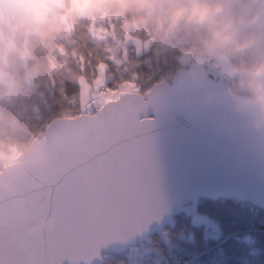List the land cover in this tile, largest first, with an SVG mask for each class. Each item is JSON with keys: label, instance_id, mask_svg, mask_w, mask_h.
I'll use <instances>...</instances> for the list:
<instances>
[{"label": "snow or ice", "instance_id": "snow-or-ice-1", "mask_svg": "<svg viewBox=\"0 0 264 264\" xmlns=\"http://www.w3.org/2000/svg\"><path fill=\"white\" fill-rule=\"evenodd\" d=\"M129 42L144 48L110 17L69 36L65 63L80 75L60 89L66 107L47 125L59 140L42 159L0 175V264L90 260L101 244L138 230L161 211L136 74L113 83L108 72L109 61L125 64ZM41 218L50 223L32 227Z\"/></svg>", "mask_w": 264, "mask_h": 264}, {"label": "clouds", "instance_id": "clouds-1", "mask_svg": "<svg viewBox=\"0 0 264 264\" xmlns=\"http://www.w3.org/2000/svg\"><path fill=\"white\" fill-rule=\"evenodd\" d=\"M107 13L156 45L178 48L190 74L193 66L217 68L235 108L257 133L253 146L264 151V0H0V98L27 95L35 78L49 70L36 54L38 42L55 43L61 32ZM0 115L6 127L21 126L7 110ZM26 145L0 135V169L39 160L28 153L16 158Z\"/></svg>", "mask_w": 264, "mask_h": 264}, {"label": "water", "instance_id": "water-1", "mask_svg": "<svg viewBox=\"0 0 264 264\" xmlns=\"http://www.w3.org/2000/svg\"><path fill=\"white\" fill-rule=\"evenodd\" d=\"M187 69L177 71L169 83H155L140 94L139 117L153 139L161 211L138 230L101 244L98 255L90 260L80 259L76 264H101L102 254L125 251L166 226L182 205L199 197L247 201L264 209V151L253 146L257 133L246 125L247 115L235 108L226 82L213 80L204 66H194V75ZM53 140L59 137L46 127L21 159L26 153L42 159ZM29 164L2 169L0 175ZM44 220L49 219L41 218L32 227H42ZM63 264L74 262L66 259Z\"/></svg>", "mask_w": 264, "mask_h": 264}, {"label": "trees", "instance_id": "trees-1", "mask_svg": "<svg viewBox=\"0 0 264 264\" xmlns=\"http://www.w3.org/2000/svg\"><path fill=\"white\" fill-rule=\"evenodd\" d=\"M103 17H110L122 33H130L140 40L149 38L144 33L130 30L120 16L107 13L84 19L72 29L61 32L55 43L38 42L36 54L46 60L49 70L35 78L27 95L0 98V110L10 112L21 125L6 127L0 115V135L26 140L28 145L49 120L66 107L60 89L80 75L74 66L65 63L64 51L69 36L77 33L81 25ZM127 48L123 66L108 62L113 81L132 79L135 73V82L142 84L145 91L155 82L169 81L179 69L173 61L181 55L176 47H163L152 42L147 51L138 54L128 45ZM257 54L261 53L258 51ZM117 55L123 58V49ZM194 216L212 219L217 223L216 230L209 232L205 225L195 226ZM102 258L103 264H264V210L232 199L199 198L181 208L167 226L135 247L124 253H107Z\"/></svg>", "mask_w": 264, "mask_h": 264}, {"label": "rangeland", "instance_id": "rangeland-1", "mask_svg": "<svg viewBox=\"0 0 264 264\" xmlns=\"http://www.w3.org/2000/svg\"><path fill=\"white\" fill-rule=\"evenodd\" d=\"M134 36V35H133ZM143 42V44H144V48H142L140 51H137V49H136V45L133 43V42H129L127 45L131 48V49H133V50H135V52H137V53H141V52H144V51H146V50H148V48L150 47V45H151V40L148 38V39H145L144 41H142ZM128 48H127V52H128ZM128 54V53H127ZM205 66H207V68L210 70V71H212V73H213V76H216L217 78H219V79H221V80H227L221 73H220V71L217 69V68H215L214 66H212V65H205ZM108 70H109V68H108ZM109 72V71H108ZM112 73H109V75H111ZM112 76V75H111ZM137 85H138V88H140V87H142V84H138L137 83ZM142 90V89H141ZM41 131V130H40ZM20 151V150H19ZM18 150H17V152H16V158L17 159H19V156H20V153L21 152H19ZM190 211V210H189ZM192 222H193V224L195 225V226H199V225H205L208 229H209V232L210 231H212V230H216V222L215 221H213L212 219H208V218H206V217H203V216H194L193 217V219H192Z\"/></svg>", "mask_w": 264, "mask_h": 264}]
</instances>
